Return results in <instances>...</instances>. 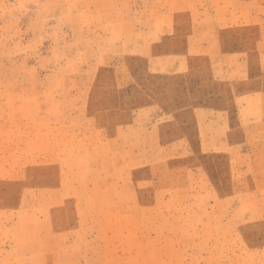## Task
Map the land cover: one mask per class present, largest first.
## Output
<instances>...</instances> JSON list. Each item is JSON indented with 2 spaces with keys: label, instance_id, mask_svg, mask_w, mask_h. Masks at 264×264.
Returning a JSON list of instances; mask_svg holds the SVG:
<instances>
[{
  "label": "rangeland",
  "instance_id": "rangeland-1",
  "mask_svg": "<svg viewBox=\"0 0 264 264\" xmlns=\"http://www.w3.org/2000/svg\"><path fill=\"white\" fill-rule=\"evenodd\" d=\"M0 264H264V0H0Z\"/></svg>",
  "mask_w": 264,
  "mask_h": 264
}]
</instances>
